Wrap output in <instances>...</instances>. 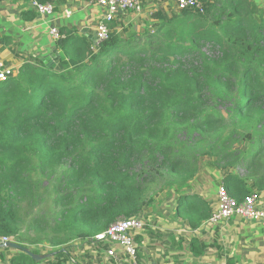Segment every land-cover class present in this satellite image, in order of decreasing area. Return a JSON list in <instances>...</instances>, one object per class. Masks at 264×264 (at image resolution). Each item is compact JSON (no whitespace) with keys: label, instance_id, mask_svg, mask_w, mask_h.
I'll return each mask as SVG.
<instances>
[{"label":"trees","instance_id":"16d2710c","mask_svg":"<svg viewBox=\"0 0 264 264\" xmlns=\"http://www.w3.org/2000/svg\"><path fill=\"white\" fill-rule=\"evenodd\" d=\"M202 1L160 8L138 31L113 22L99 44L60 30L59 69L32 56L0 80V240L43 254L33 244L44 236L64 264L74 245L61 232L96 246L158 190L175 198L173 219L198 229L213 211L196 190L204 163L238 203L261 195L264 4ZM51 187L52 221L35 214ZM42 260L21 250L12 262Z\"/></svg>","mask_w":264,"mask_h":264},{"label":"crops","instance_id":"0c3cea01","mask_svg":"<svg viewBox=\"0 0 264 264\" xmlns=\"http://www.w3.org/2000/svg\"><path fill=\"white\" fill-rule=\"evenodd\" d=\"M91 1L56 0L53 4L55 13L41 16L34 11L30 0H0V38L7 39L0 43L1 57L17 71L30 57L47 54L57 48L56 41L50 35V29L54 26L67 35L76 33L94 41L92 37L97 34L103 10ZM160 1H150L141 13L126 12L119 15L115 24L120 31L124 28L140 30L155 23L152 15L160 9L156 7L157 4L166 6L167 12L179 9L176 0ZM256 1L258 4L264 3V0ZM58 51L64 55L60 49ZM57 63L60 64V60ZM208 171L212 174L217 172ZM202 176L206 180L201 174L200 181ZM217 188L216 185V191H208L206 186L200 183L196 185L197 192L208 200L212 210L217 207ZM258 203L264 208V190ZM174 208L170 207L166 211V218H158L154 223L151 221L153 209L147 211V225L136 234L143 264H264V225L233 217L215 227L204 224L198 229H192L181 226L173 219ZM199 245H206L203 250L200 249L202 252H198ZM2 252L0 264H14L12 259L21 255V250L15 247L9 250L0 247ZM42 253H47V250H42ZM39 264H57V258L51 254ZM64 264L111 262L98 245L83 243L74 245Z\"/></svg>","mask_w":264,"mask_h":264},{"label":"built area","instance_id":"2783aa9c","mask_svg":"<svg viewBox=\"0 0 264 264\" xmlns=\"http://www.w3.org/2000/svg\"><path fill=\"white\" fill-rule=\"evenodd\" d=\"M150 1L152 0H92L91 3L99 5L103 10L102 18L97 25L96 44L109 37L110 25L116 21L119 15L126 12L141 13ZM30 3L37 14L41 16H51L55 13L53 4L42 3L38 0H30ZM176 3L180 9L194 8L204 11L202 0H176ZM50 35L54 41H57L64 34L54 26L50 29ZM15 73V68L8 65L0 56V80H6ZM259 198L260 195L254 193L242 203H238L229 196L225 186L219 185L217 188V207L213 209L211 216L204 224L215 227L230 218L241 217L264 225V208L259 205ZM146 225V218L142 214L130 218H121L105 231L95 235V241L111 264H143L139 256L136 234L143 231ZM8 241L10 239L4 237L0 240V244L6 245Z\"/></svg>","mask_w":264,"mask_h":264},{"label":"rangeland","instance_id":"374dc122","mask_svg":"<svg viewBox=\"0 0 264 264\" xmlns=\"http://www.w3.org/2000/svg\"><path fill=\"white\" fill-rule=\"evenodd\" d=\"M162 1H160V2H162ZM260 4H264V3H260ZM156 7L157 8L163 7L164 9H166V6H163L160 3L157 4ZM114 26H116V25H114ZM133 29H135V28H133ZM208 170L217 171V170L209 169L207 167L206 163L202 164L200 174L204 175L206 180H204L203 176H202V178H201L202 180H201L200 184H202L203 186H206L208 191H216V190H214V188L216 187V185L217 186L219 185V183L222 179L221 171L218 170L217 172L212 174ZM154 196H155L156 200L153 203V206L147 207L146 211L142 214V215L146 216L148 213L147 211L149 209H153V211H154L152 213L153 219H151V221L153 223L155 222L156 219L158 220V218H160V219L163 217L166 218V211H168L170 207H173V206L175 207V205H176L174 197L170 198V197L166 196V190L165 191H159L158 190L157 193L156 192L154 193ZM215 196L217 198V192H216ZM59 206H60V204H58V202L56 201V194L53 190V187H51L50 192L47 193L45 199L41 203V206H39L37 209H35V214H41V216L45 215L48 219H50V221H52L56 217V213L59 211L58 210ZM35 214H32V215H35ZM27 221H28V218H27ZM249 221L259 224L257 221H252V220H249ZM27 226H28V224L26 225V227ZM147 228L149 229L150 227L148 226ZM51 234L52 233L50 232V235ZM77 234L78 233H72V232H68L67 234H65L64 231L61 232V236L64 235V237H63L64 239H70V241L68 243H65L63 246H65V245L68 246L67 244H69V243L76 245V246L83 244V242L86 238H83V236H79V235L77 236ZM33 245L35 247H37L39 251L40 250L41 251L42 250H47V251L52 250V246L49 244V241H47V239L44 236L38 237L36 242ZM47 253H49V252H47Z\"/></svg>","mask_w":264,"mask_h":264},{"label":"water","instance_id":"95a60500","mask_svg":"<svg viewBox=\"0 0 264 264\" xmlns=\"http://www.w3.org/2000/svg\"><path fill=\"white\" fill-rule=\"evenodd\" d=\"M94 41L97 39V34L92 37ZM62 55L59 53L57 48H53L51 51H49L45 55H39V58L50 68H57L59 69L61 67V63L58 64L57 62L61 59ZM7 246L9 247H15L20 250H23L24 252L28 253L31 255L36 261H40L48 256L49 254H41V253H35L31 251L29 248L21 246L20 244L14 242V241H8L6 243Z\"/></svg>","mask_w":264,"mask_h":264},{"label":"clouds","instance_id":"9594fccd","mask_svg":"<svg viewBox=\"0 0 264 264\" xmlns=\"http://www.w3.org/2000/svg\"><path fill=\"white\" fill-rule=\"evenodd\" d=\"M43 254H48V253H43Z\"/></svg>","mask_w":264,"mask_h":264}]
</instances>
